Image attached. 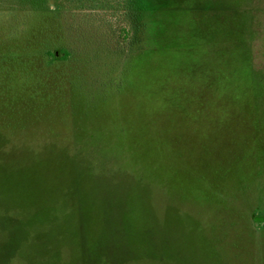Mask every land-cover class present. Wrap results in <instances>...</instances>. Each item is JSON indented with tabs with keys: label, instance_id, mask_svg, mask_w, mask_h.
<instances>
[{
	"label": "rangeland",
	"instance_id": "rangeland-1",
	"mask_svg": "<svg viewBox=\"0 0 264 264\" xmlns=\"http://www.w3.org/2000/svg\"><path fill=\"white\" fill-rule=\"evenodd\" d=\"M134 1L0 0V264H264V0Z\"/></svg>",
	"mask_w": 264,
	"mask_h": 264
},
{
	"label": "trees",
	"instance_id": "trees-1",
	"mask_svg": "<svg viewBox=\"0 0 264 264\" xmlns=\"http://www.w3.org/2000/svg\"><path fill=\"white\" fill-rule=\"evenodd\" d=\"M87 2L84 7H87L90 12H109L114 19L127 16L130 12L133 13V8H135L134 0H87ZM52 58L55 59L56 56Z\"/></svg>",
	"mask_w": 264,
	"mask_h": 264
}]
</instances>
